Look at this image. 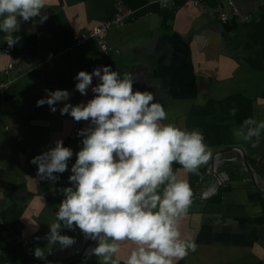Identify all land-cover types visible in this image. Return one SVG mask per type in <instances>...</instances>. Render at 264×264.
I'll list each match as a JSON object with an SVG mask.
<instances>
[{"label":"crops","instance_id":"obj_1","mask_svg":"<svg viewBox=\"0 0 264 264\" xmlns=\"http://www.w3.org/2000/svg\"><path fill=\"white\" fill-rule=\"evenodd\" d=\"M230 1L239 14L224 23L218 12L230 10L227 0L218 5L208 0L207 13L184 0H47L45 22L39 17L21 22L12 34L20 38L13 52L41 63L12 70L11 84L0 91V264H99L91 250L74 262L87 241L78 228L61 232L74 237V245L56 244L48 254L44 237L64 199L63 188L71 186L68 177L82 137H69L74 119L60 114L63 103L53 113L36 102L47 95L45 89H61L72 93L68 103H86L93 93L76 91L74 77L102 65L121 76L132 74L134 89L153 92L164 106L163 123L201 131L211 148L198 174L173 164L193 193L180 230L196 244L178 264H264V132L257 147L233 135L246 118L264 121V0ZM118 7L129 16L107 32L110 50H101L95 38L74 44L75 34L99 25ZM6 35L0 31V46ZM6 61L0 54V81L8 77ZM79 123L80 129L88 126ZM58 139L73 150L69 171L56 174V182L41 180L30 161ZM37 247L44 257L34 256ZM132 247L122 242L114 259L123 264Z\"/></svg>","mask_w":264,"mask_h":264},{"label":"clouds","instance_id":"obj_2","mask_svg":"<svg viewBox=\"0 0 264 264\" xmlns=\"http://www.w3.org/2000/svg\"><path fill=\"white\" fill-rule=\"evenodd\" d=\"M46 6L47 0H0V31L7 34L9 47L19 42L12 34L19 32L22 21L47 20L42 12ZM74 79L81 95L91 89L93 97L86 103H68L72 93L61 89H45L47 95L36 102L37 107L47 104L53 113L61 102V115L88 123L77 131L82 147L70 169L71 186L63 188L64 199L44 237L48 254L56 244L62 249L74 245L76 239L61 232L78 228L86 240L97 242L91 253L100 258L99 264H120L114 257L122 242L134 245L123 264H178L196 250V244L180 230L193 193L190 183L178 178L173 164L198 174L211 155L204 134L163 123L167 119L164 106L153 92L134 89L135 80L128 72L121 76L112 66L102 65L92 72L81 70ZM236 112V108L230 110L233 116ZM262 132L264 121L249 117L233 135L257 147ZM73 155L72 148L58 139L30 163L37 166L41 180L56 182L60 179L56 174L69 171ZM44 255L40 247L34 249L36 258Z\"/></svg>","mask_w":264,"mask_h":264},{"label":"built area","instance_id":"obj_3","mask_svg":"<svg viewBox=\"0 0 264 264\" xmlns=\"http://www.w3.org/2000/svg\"><path fill=\"white\" fill-rule=\"evenodd\" d=\"M207 1L208 0H184L185 4H192L196 6L201 13L208 12L209 4ZM219 2L220 0H212V3L215 5H218ZM227 3L230 5V10L222 9L218 12V19L223 23L228 20L231 14H239L238 9L232 4L230 0H227ZM166 4L167 1H163L162 6H165ZM128 16V11L124 10L122 7H118L111 17L102 21L99 25L93 26L83 33L75 34L74 44L82 45L88 38H95L97 40L99 48L107 52L108 50H110L105 40L107 32L113 27H120L121 25H123ZM0 54H2L7 59L4 68V74L8 76L5 80L0 81V91H4L11 84L12 80L10 78V73L12 70L33 67L41 63L40 59H36L34 61L19 59L13 52V46L9 47L6 41L0 46ZM49 57L50 54L47 56V58ZM79 124L80 123H77L73 120V127L69 133L70 138L76 137L77 131L80 129ZM205 193H208V191Z\"/></svg>","mask_w":264,"mask_h":264},{"label":"water","instance_id":"obj_4","mask_svg":"<svg viewBox=\"0 0 264 264\" xmlns=\"http://www.w3.org/2000/svg\"><path fill=\"white\" fill-rule=\"evenodd\" d=\"M248 166V165H247ZM249 167V166H248ZM216 190V189H215ZM214 190V191H215ZM207 195V193H203L202 194V196H206ZM94 244V241H92V240H90V239H88L87 241H85L84 243H83V245L81 246V248H80V252H79V255H78V257H77V259H75V261L74 262H78V261H80V260H82L83 259V257L85 256V252H86V250H88L89 248H91L92 246L91 245H93Z\"/></svg>","mask_w":264,"mask_h":264},{"label":"bare ground","instance_id":"obj_5","mask_svg":"<svg viewBox=\"0 0 264 264\" xmlns=\"http://www.w3.org/2000/svg\"><path fill=\"white\" fill-rule=\"evenodd\" d=\"M89 251L91 250V248L88 249Z\"/></svg>","mask_w":264,"mask_h":264}]
</instances>
